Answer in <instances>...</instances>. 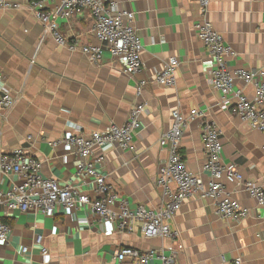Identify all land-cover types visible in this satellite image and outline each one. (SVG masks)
Segmentation results:
<instances>
[{
    "label": "crops",
    "instance_id": "crops-1",
    "mask_svg": "<svg viewBox=\"0 0 264 264\" xmlns=\"http://www.w3.org/2000/svg\"><path fill=\"white\" fill-rule=\"evenodd\" d=\"M8 1L21 7L0 8V86L17 98L12 108L0 111V150L22 147L43 162L44 176L92 194V181L75 174L74 148L52 147L51 141L122 125L141 101L146 111L134 138L135 150L96 147L93 156L105 155L95 166L132 207H157L164 199L156 178L169 152L160 138L171 128L175 109L187 117L192 109L205 112L222 130L223 161L236 165L245 178L264 182V133L226 109L210 84L212 57L195 28L201 19L198 0H110L135 13L143 45V68L135 74L126 73L109 51L95 63L82 51L59 45L45 35L30 0ZM46 6L59 12L62 1L46 0ZM207 18L235 51L229 57L231 68L264 69V0H211ZM58 22L64 34L81 44L99 43L91 12L60 17ZM172 56L179 60L176 84H159L155 76ZM143 79L148 83L138 97L137 84ZM235 83L248 96L254 95L251 85L239 79ZM202 121L200 116L188 120L181 153L188 168L208 181L203 169ZM11 179L18 180L16 175L4 177L3 187ZM227 188L249 207L250 214L238 221L223 219L213 199L190 197L171 219L172 228L179 231L175 264H230L238 257L242 264H264V239L258 236L264 229V208L243 185L228 183ZM0 219L12 227L8 244L0 246V264H117L121 247L147 250L171 242L146 238L139 221L133 231H120L87 206L76 212L57 206L46 214L11 211L7 217L0 209ZM39 235L43 237L40 243L36 241Z\"/></svg>",
    "mask_w": 264,
    "mask_h": 264
},
{
    "label": "built area",
    "instance_id": "built-area-1",
    "mask_svg": "<svg viewBox=\"0 0 264 264\" xmlns=\"http://www.w3.org/2000/svg\"><path fill=\"white\" fill-rule=\"evenodd\" d=\"M62 9L56 11L46 6V0H30V6L44 26L45 35H51L55 41L71 51L80 50L93 62L99 63L109 51L112 57L121 61L126 73L135 74L142 70L143 45L135 26V13L120 9L110 0H61ZM211 0H198L201 19L195 23L199 39L209 49L212 67L209 70L211 86L220 93L222 104L231 109L252 129L264 133V69L231 68L229 57L235 55L233 47L226 42L214 24L207 18ZM21 4L0 0V8L17 9ZM91 12L94 16L93 33L99 43L81 44L78 38H70L61 30L58 19H70L80 13ZM177 57H170L163 69L156 74L155 81L166 86L176 84ZM239 79L254 89V95L248 96L242 88L236 87ZM148 81L140 80L136 94L141 97ZM17 96L4 86H0V111L15 105ZM233 100V102H232ZM146 111V103H136L127 121L122 125H112L102 131L65 135L51 141L52 147L63 145L74 148L77 156L75 174L93 183L92 194L81 193L68 183L43 175V162L22 147L11 151L0 150V209L3 216L11 211L26 213L29 211L46 214L57 206L70 212H76L87 206L91 213L102 221L116 225L120 231H133L137 221L142 225L146 238H162L171 241L159 248L142 250L133 246L121 247L116 254L117 264H175V241L179 231L171 226V219L181 209L183 203L194 195L211 198L216 203L217 214L227 220H241L250 214L249 207L243 205L234 192L227 188L228 183L243 185L247 193L264 208V182L245 178L236 165L223 161L224 145L222 130L216 122L206 118V113L192 109L190 117L179 109L172 112L173 124L160 138L168 149V159L160 167L156 185L164 190V199L157 207L137 205L132 207L129 199L120 195L106 180V176L95 166L103 162L105 155L94 156L96 147L106 149L118 147L121 150L134 151V138L140 132L141 118ZM202 117V140L205 150L203 169L208 172L209 180L194 174L181 153V141L189 119ZM264 151V145H263ZM16 175L18 180L3 187L2 179ZM86 221V220H82ZM12 231L11 225L0 220V246L7 245ZM264 239V229L258 234ZM37 236L36 241L42 242ZM28 247H23L27 252ZM225 261V257L222 256ZM230 264H242V258L232 260Z\"/></svg>",
    "mask_w": 264,
    "mask_h": 264
},
{
    "label": "trees",
    "instance_id": "trees-1",
    "mask_svg": "<svg viewBox=\"0 0 264 264\" xmlns=\"http://www.w3.org/2000/svg\"><path fill=\"white\" fill-rule=\"evenodd\" d=\"M0 220H3V221H5L4 219H0Z\"/></svg>",
    "mask_w": 264,
    "mask_h": 264
}]
</instances>
